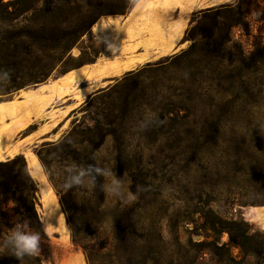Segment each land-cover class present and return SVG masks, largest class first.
I'll use <instances>...</instances> for the list:
<instances>
[{
  "label": "rangeland",
  "instance_id": "obj_1",
  "mask_svg": "<svg viewBox=\"0 0 264 264\" xmlns=\"http://www.w3.org/2000/svg\"><path fill=\"white\" fill-rule=\"evenodd\" d=\"M131 4L58 0L44 15L30 16L36 34L14 43L22 53L14 63L19 75L15 84L0 83V104L98 59L104 47L86 34L96 20ZM212 12L192 15L171 57L71 89L74 111L55 143L54 132L36 139L44 120L13 135L22 126L14 119L20 109L0 114V163L16 156L26 162L40 222L51 232L47 264H257L244 262L226 231L243 237L244 223L249 235L264 239V0ZM20 22L17 31L25 28ZM41 25L48 42L37 33ZM59 37H65L61 55L41 48ZM40 63L53 65L50 75L27 84L42 73L29 71ZM6 64L2 70H9ZM53 110L61 115L59 106ZM18 147L24 154L12 156ZM27 160L36 161L39 175ZM72 164L111 169L123 181L122 195L101 191L103 177L95 188L65 191ZM257 242L254 237L247 247L256 249Z\"/></svg>",
  "mask_w": 264,
  "mask_h": 264
},
{
  "label": "crops",
  "instance_id": "obj_2",
  "mask_svg": "<svg viewBox=\"0 0 264 264\" xmlns=\"http://www.w3.org/2000/svg\"><path fill=\"white\" fill-rule=\"evenodd\" d=\"M224 5L230 4L225 0H137L124 15L99 18L86 34L104 47L98 59L24 92L20 101L1 103L0 114L20 109L14 119L22 126L13 135L22 134L36 119L44 120L45 125L41 129L45 128V131L39 132L36 139L54 132L51 142L55 143L64 136L69 115L74 111V107L68 109V100L73 98L68 93L71 89L88 80L117 78L171 57L180 47L192 15L210 13ZM72 55L76 58L81 56L80 50ZM54 106H59L56 112L61 115L54 113ZM53 116L55 122L52 121ZM26 138L28 136L22 141ZM21 147L11 150L12 156L24 154ZM33 162L37 170L32 167ZM27 163L32 172L39 175L36 161L27 160ZM53 223L60 229L61 217L54 216Z\"/></svg>",
  "mask_w": 264,
  "mask_h": 264
},
{
  "label": "trees",
  "instance_id": "obj_3",
  "mask_svg": "<svg viewBox=\"0 0 264 264\" xmlns=\"http://www.w3.org/2000/svg\"><path fill=\"white\" fill-rule=\"evenodd\" d=\"M94 1L102 2L107 0ZM136 1L137 0H132V4ZM53 5H58V0H8L7 2L0 0V70L3 69L1 64L7 63L6 68H8L7 65H10L9 70L11 71V79L19 75V71L16 69L14 63H16V60L22 55V53H18L15 49L14 43L21 37L31 40L35 36L36 31L29 27V17L35 14L44 15L46 9L53 7ZM127 11L128 9L122 14L117 15H124ZM19 20H21L20 24L25 25L22 31L16 30ZM38 32L43 35L42 41L48 42L49 39L47 40L46 38V33H48L46 26L41 25L37 33ZM64 42L65 37H59L56 39L53 46L44 43L41 48L45 52L48 51L52 53V55H61L64 53L65 49V47H63ZM11 47H14V49L10 50ZM52 69L53 65H48L47 63L42 65L40 63L37 66H33L29 71L38 70L42 73L39 77H35L28 81L27 84H32L35 81H37V83L46 81ZM11 82L15 84V81ZM17 88L16 85H13L9 90L12 92ZM35 193L36 186L27 171L26 162L22 156H16L13 160L0 163V242L3 241L10 233L15 223L21 218L30 221L29 229L31 231L41 233V251L38 256H26L23 261H19L8 251H0V264L51 263L50 243L47 235L43 231L36 210ZM241 224L249 231L245 232V235L239 238L234 235V230L230 227L226 231L229 236L230 244L234 248L239 249L244 262L247 259L254 258L257 264L264 263V239L259 238L257 234L249 235L251 231L248 226L244 223ZM236 225L237 224L233 223L230 226ZM254 237L258 239L255 245L256 249H250L247 246L249 241H252Z\"/></svg>",
  "mask_w": 264,
  "mask_h": 264
},
{
  "label": "clouds",
  "instance_id": "obj_4",
  "mask_svg": "<svg viewBox=\"0 0 264 264\" xmlns=\"http://www.w3.org/2000/svg\"><path fill=\"white\" fill-rule=\"evenodd\" d=\"M226 3L236 7L239 0H225ZM11 71L0 70V83H10ZM67 176L64 182L65 191L74 187L95 188L98 178L103 177L104 183L100 184L101 191L112 196H121L124 187L121 178L114 171L99 166L98 164L77 165L72 164L66 168ZM30 221L21 218L18 220L10 233L0 242V251H8L15 259L23 261L27 257H35L41 251V233L29 229ZM42 228L46 235H51L49 225L43 224Z\"/></svg>",
  "mask_w": 264,
  "mask_h": 264
}]
</instances>
